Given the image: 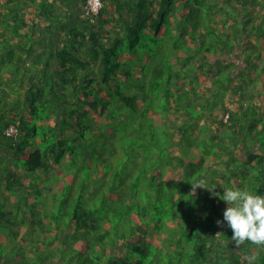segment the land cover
<instances>
[{"label": "trees", "instance_id": "obj_1", "mask_svg": "<svg viewBox=\"0 0 264 264\" xmlns=\"http://www.w3.org/2000/svg\"><path fill=\"white\" fill-rule=\"evenodd\" d=\"M85 2L0 0V264H264V0Z\"/></svg>", "mask_w": 264, "mask_h": 264}, {"label": "clouds", "instance_id": "obj_2", "mask_svg": "<svg viewBox=\"0 0 264 264\" xmlns=\"http://www.w3.org/2000/svg\"><path fill=\"white\" fill-rule=\"evenodd\" d=\"M82 9L85 15V4ZM203 183L206 181L202 180L193 185L194 189ZM223 189L220 199L225 201L227 206L223 211V221L217 220L216 223L220 225L226 222L227 227L232 230V239L237 244L245 240L256 244L264 243V194H257L234 185Z\"/></svg>", "mask_w": 264, "mask_h": 264}, {"label": "rangeland", "instance_id": "obj_3", "mask_svg": "<svg viewBox=\"0 0 264 264\" xmlns=\"http://www.w3.org/2000/svg\"><path fill=\"white\" fill-rule=\"evenodd\" d=\"M237 53V52H236ZM238 61H240V59H238ZM10 90V89H9ZM231 101V98H229L228 100H227V104L228 105H230V102ZM16 102L17 101H14L13 103H6L5 105H4V100H2L1 101V104H0V111H1V109L4 107V109H7V111H6V114H5V119L7 120V119H9L12 115H15L16 114V110L14 109L15 107H16ZM228 107V106H227ZM11 109H13V111L11 112ZM28 125V127H30V124H27ZM206 130H210V128L208 127ZM24 138L25 137H23L22 138V140H24ZM28 138H29V136H28ZM20 159L21 160H24L25 159V156L23 155V156H21L20 157ZM21 162L22 161H20L19 160V162H18V165L20 166V164H21ZM9 163L6 161V160H3L2 158H0V169H6L7 170V168H9ZM21 167V166H20ZM243 170H245L246 172H243L242 174L243 175H245V177H239L240 178V184H241V186H242V188H247V186H248V190H249V187L251 186V188H256V186H258L259 184H258V177L260 176V174L258 173V171L256 170H254V169H252V170H249L251 173H250V176H248V172H247V170L246 169H243ZM263 170H264V168H263ZM251 174H253L254 176H253V180L251 181V182H248V180L249 179H251L250 177L252 176ZM259 175V176H258Z\"/></svg>", "mask_w": 264, "mask_h": 264}, {"label": "built area", "instance_id": "obj_4", "mask_svg": "<svg viewBox=\"0 0 264 264\" xmlns=\"http://www.w3.org/2000/svg\"><path fill=\"white\" fill-rule=\"evenodd\" d=\"M101 0H86L85 3V15L88 17L95 16L99 9L101 8ZM226 117L224 118V120ZM3 134L5 137H15L17 134V128L15 125H9L7 128H5Z\"/></svg>", "mask_w": 264, "mask_h": 264}, {"label": "crops", "instance_id": "obj_5", "mask_svg": "<svg viewBox=\"0 0 264 264\" xmlns=\"http://www.w3.org/2000/svg\"><path fill=\"white\" fill-rule=\"evenodd\" d=\"M2 150L6 152V149H5V148L0 147V152H1ZM3 151H2V152H3ZM239 151H240V150L235 151L236 154H237V156H238L240 159H244V158H245L244 155H243L242 153H240ZM241 151H242V150H241Z\"/></svg>", "mask_w": 264, "mask_h": 264}]
</instances>
